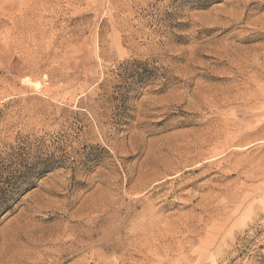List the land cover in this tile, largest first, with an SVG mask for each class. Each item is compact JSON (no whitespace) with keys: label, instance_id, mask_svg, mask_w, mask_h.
Returning a JSON list of instances; mask_svg holds the SVG:
<instances>
[{"label":"rangeland","instance_id":"obj_1","mask_svg":"<svg viewBox=\"0 0 264 264\" xmlns=\"http://www.w3.org/2000/svg\"><path fill=\"white\" fill-rule=\"evenodd\" d=\"M263 209L264 0H0V264H264Z\"/></svg>","mask_w":264,"mask_h":264},{"label":"bare ground","instance_id":"obj_2","mask_svg":"<svg viewBox=\"0 0 264 264\" xmlns=\"http://www.w3.org/2000/svg\"><path fill=\"white\" fill-rule=\"evenodd\" d=\"M196 144V143H195ZM197 145H192L189 146L188 149L180 151L181 153L178 154L175 158H173V160L171 161V166L169 167L167 166L165 168V172H163L164 174L167 172H171L174 168L175 169H184V172L190 170L191 168H202L204 166V164H206L207 162H209L212 159H205L203 162L198 161L200 159V156L202 155V151L199 150L198 148H196ZM188 173V172H187ZM181 173H177V175H181ZM151 177L155 180L161 177V173L158 172H154L152 174H150ZM149 175V176H150ZM176 175V174H175ZM224 175V174H223ZM165 176V175H162ZM169 178H171L172 176H168ZM151 178V179H152ZM150 179V181H151ZM149 180V179H148ZM227 186V185H226ZM228 187V186H227ZM226 187V188H227ZM230 189V188H229ZM245 189V188H244ZM228 190V189H227ZM229 192V191H228ZM238 194V192H237ZM225 195V194H224ZM240 195V193H239ZM227 196V195H226ZM229 196V195H228ZM232 196V195H231ZM234 197V196H233ZM232 197V198H233ZM236 197V196H235ZM229 198V197H228ZM229 200V199H228ZM232 200V199H231ZM230 201V200H229ZM238 201H241L240 199ZM219 202V201H218ZM210 203V202H209ZM236 203V202H235ZM207 205V204H206ZM209 206V205H208ZM255 206V205H254ZM205 207V206H204ZM210 208V207H209ZM204 209V208H203ZM256 209L259 210L258 207H256ZM261 209V208H260ZM207 210V209H206ZM209 210V209H208ZM262 210V209H261ZM205 211V210H204ZM264 211V209H263ZM258 212V211H257ZM223 213V212H222ZM215 214V213H214ZM260 214V213H259Z\"/></svg>","mask_w":264,"mask_h":264}]
</instances>
